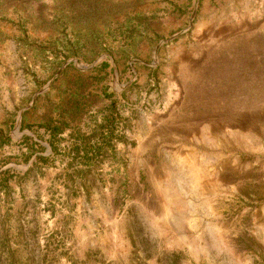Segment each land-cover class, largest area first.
<instances>
[{
    "label": "rangeland",
    "instance_id": "374dc122",
    "mask_svg": "<svg viewBox=\"0 0 264 264\" xmlns=\"http://www.w3.org/2000/svg\"><path fill=\"white\" fill-rule=\"evenodd\" d=\"M0 264H264V0H0Z\"/></svg>",
    "mask_w": 264,
    "mask_h": 264
},
{
    "label": "trees",
    "instance_id": "16d2710c",
    "mask_svg": "<svg viewBox=\"0 0 264 264\" xmlns=\"http://www.w3.org/2000/svg\"><path fill=\"white\" fill-rule=\"evenodd\" d=\"M53 130H55V129L52 127L49 131H50L51 135L56 136L57 133H56V132L54 133ZM56 131H57V130H56Z\"/></svg>",
    "mask_w": 264,
    "mask_h": 264
}]
</instances>
